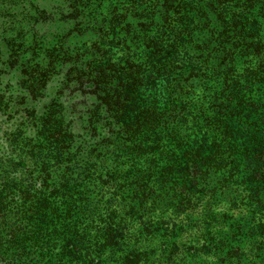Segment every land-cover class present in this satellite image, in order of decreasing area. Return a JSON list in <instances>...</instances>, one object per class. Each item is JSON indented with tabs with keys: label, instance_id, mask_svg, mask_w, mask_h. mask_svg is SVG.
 Listing matches in <instances>:
<instances>
[{
	"label": "trees",
	"instance_id": "obj_1",
	"mask_svg": "<svg viewBox=\"0 0 264 264\" xmlns=\"http://www.w3.org/2000/svg\"><path fill=\"white\" fill-rule=\"evenodd\" d=\"M62 3L0 60V264H264V0Z\"/></svg>",
	"mask_w": 264,
	"mask_h": 264
},
{
	"label": "rangeland",
	"instance_id": "obj_2",
	"mask_svg": "<svg viewBox=\"0 0 264 264\" xmlns=\"http://www.w3.org/2000/svg\"><path fill=\"white\" fill-rule=\"evenodd\" d=\"M87 2H93L94 0H83ZM98 1V0H97ZM105 2L106 0H101ZM40 9H44L48 12L49 16H55L59 11H64V4L62 0H0V36H4L7 39V43L0 40V60L6 59L9 55L11 59L15 54L27 53V44L30 43L31 36L27 38L28 30L33 23L31 13L37 18L41 16ZM53 19L51 18L50 21ZM62 24L50 23L41 21L37 26L39 27L36 36L34 37L31 48L33 49L34 43L40 52H46L47 48L52 44L53 40L58 39V35L53 34L54 29L61 30L67 27V23L59 21ZM30 34V33H29ZM80 41L79 43H81ZM78 43V44H79ZM30 49V48H28ZM34 50V49H33ZM35 51V50H34ZM12 61V60H10ZM0 70L6 72L4 64L0 66ZM20 74L17 69H10L8 74H0V87L4 88L2 109L0 110V142L4 144L5 133L12 129L16 123L23 121L19 115L27 108V98L22 97L26 94L23 87L18 85L16 80ZM57 80H53L52 84H55ZM52 92V85L49 90V94L41 98L36 103L37 107H40L47 101ZM84 99L78 97L73 102L77 108L80 107L77 114L82 111V104ZM27 113V112H26Z\"/></svg>",
	"mask_w": 264,
	"mask_h": 264
}]
</instances>
